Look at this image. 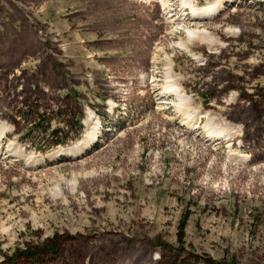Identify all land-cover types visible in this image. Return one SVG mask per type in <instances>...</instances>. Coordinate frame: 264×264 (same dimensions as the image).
I'll use <instances>...</instances> for the list:
<instances>
[{"label": "rangeland", "instance_id": "374dc122", "mask_svg": "<svg viewBox=\"0 0 264 264\" xmlns=\"http://www.w3.org/2000/svg\"><path fill=\"white\" fill-rule=\"evenodd\" d=\"M58 235L14 264H264V0H0V264Z\"/></svg>", "mask_w": 264, "mask_h": 264}, {"label": "trees", "instance_id": "16d2710c", "mask_svg": "<svg viewBox=\"0 0 264 264\" xmlns=\"http://www.w3.org/2000/svg\"><path fill=\"white\" fill-rule=\"evenodd\" d=\"M233 87L230 83L224 86V89ZM81 127V125H80ZM69 243V240L61 235L53 236L44 240L41 243L27 246L23 249H17L14 253L7 257L6 262L8 264H14L16 261H37L49 256H59L63 253L65 246ZM223 264V263H221Z\"/></svg>", "mask_w": 264, "mask_h": 264}, {"label": "bare ground", "instance_id": "6f19581e", "mask_svg": "<svg viewBox=\"0 0 264 264\" xmlns=\"http://www.w3.org/2000/svg\"><path fill=\"white\" fill-rule=\"evenodd\" d=\"M236 0H224V2H231V3H234ZM186 3V1H185ZM220 4V3H219ZM218 6V5H217ZM215 9H211L209 11H207V13L210 12V14L212 13V11H215L217 9H219V7H217ZM205 13V14H207ZM204 14V13H203ZM206 17V15H205ZM203 17V18H205ZM188 38L191 39L190 41L192 40H197V41H200V42H203L204 44L207 42L209 44H211L213 42V39L209 36V34L205 31V30H200V31H189L188 32ZM213 44V43H212ZM178 46L182 49V50H187V48L185 47L184 44L182 43H179ZM173 92L175 93V95L180 98L181 102L182 100L185 102L187 101V98L181 94V91L180 89L178 88H175V87H172ZM160 94V93H159ZM89 112V111H88ZM192 123V122H191ZM6 125V124H5ZM186 125V121L182 123V126H185ZM11 128V127H10ZM210 128V126H209ZM11 130V129H10ZM91 131V130H89ZM93 137L96 135L93 131V133H90ZM212 134H214V132L211 131V133L209 134V136H211ZM213 136V135H212ZM85 139V138H84ZM83 139V140H84ZM91 141H93V138H86L85 141L83 143H81L80 145L74 147V148H66V149H62L60 150L59 152L62 153V154H66L67 155H78L80 153H82V151L85 149V147H87L88 145H90Z\"/></svg>", "mask_w": 264, "mask_h": 264}]
</instances>
